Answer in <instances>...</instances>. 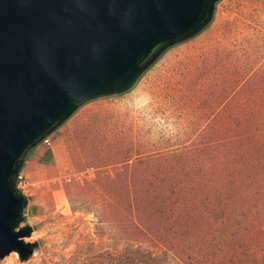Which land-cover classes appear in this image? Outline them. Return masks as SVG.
<instances>
[{
	"label": "rangeland",
	"instance_id": "374dc122",
	"mask_svg": "<svg viewBox=\"0 0 264 264\" xmlns=\"http://www.w3.org/2000/svg\"><path fill=\"white\" fill-rule=\"evenodd\" d=\"M45 136L16 180L32 255L0 264H264V0H216Z\"/></svg>",
	"mask_w": 264,
	"mask_h": 264
},
{
	"label": "water",
	"instance_id": "95a60500",
	"mask_svg": "<svg viewBox=\"0 0 264 264\" xmlns=\"http://www.w3.org/2000/svg\"><path fill=\"white\" fill-rule=\"evenodd\" d=\"M215 1L0 0V258L32 255L30 230L15 231L26 151L82 101L123 87L198 32Z\"/></svg>",
	"mask_w": 264,
	"mask_h": 264
},
{
	"label": "built area",
	"instance_id": "2783aa9c",
	"mask_svg": "<svg viewBox=\"0 0 264 264\" xmlns=\"http://www.w3.org/2000/svg\"><path fill=\"white\" fill-rule=\"evenodd\" d=\"M43 142H44V144H47V145L49 144V141H48V140H46V139H45ZM17 178H18V179H21V177H20L19 175H18V177H17ZM20 183H21V182L19 181V185H20Z\"/></svg>",
	"mask_w": 264,
	"mask_h": 264
}]
</instances>
